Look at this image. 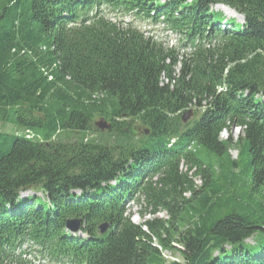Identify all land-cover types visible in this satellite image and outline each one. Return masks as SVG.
I'll use <instances>...</instances> for the list:
<instances>
[{
  "label": "trees",
  "instance_id": "obj_1",
  "mask_svg": "<svg viewBox=\"0 0 264 264\" xmlns=\"http://www.w3.org/2000/svg\"><path fill=\"white\" fill-rule=\"evenodd\" d=\"M0 123V264H264V0H0Z\"/></svg>",
  "mask_w": 264,
  "mask_h": 264
},
{
  "label": "rangeland",
  "instance_id": "obj_2",
  "mask_svg": "<svg viewBox=\"0 0 264 264\" xmlns=\"http://www.w3.org/2000/svg\"><path fill=\"white\" fill-rule=\"evenodd\" d=\"M214 10L223 12L228 18H236L237 21L240 23L243 22V18L241 16L237 15L234 11L226 7L219 6V7L214 8ZM104 13L108 18L112 19L114 22L123 24L122 26H124L127 23H132V26L137 27L146 37L153 38L155 41L161 44L165 49H168V48L176 49L179 53H181L180 56H183L184 54L189 53L191 51L189 50L190 48L183 49V43H184L183 39L178 34L171 33L170 31H168L167 27L163 26V24L160 25V24H155V23H150V22L134 21L133 19H129L122 13L113 11L106 7L104 8ZM195 118L196 116L193 113V116L191 117L189 121H193ZM104 121L105 120L103 118L96 117L94 119L93 124L101 123ZM106 123L110 124L109 122H106ZM10 130H12L11 127L0 123V132H6ZM146 131L147 130L144 127H142L140 124H136V126L134 127V132L137 136H141ZM21 132L23 131L21 130L20 133ZM240 136H241L240 129L235 128V129H232V131L223 132L221 135V139L222 140L230 139L234 143H236ZM239 152H240L239 148L236 146H233L232 150L230 151V156L232 157V159L237 160L239 156ZM197 185L200 187L201 182L198 181ZM29 195H32V193L31 192L23 193L22 198L24 199ZM189 197L190 196L188 195L187 198ZM131 205L133 204H130L128 206L129 207L128 209H129V212H131L133 215L134 223L142 224L146 220H150L154 218V216L147 214L148 211L146 210L145 205H142V206H139V205L131 206ZM156 217L164 218V219L168 218L166 214L164 213L158 214ZM248 242H252V240H249ZM25 247L26 248H23L22 250L23 253L20 252V255H22L23 259L27 261L29 264H51L50 262L43 260L40 256H38V252H34V249L36 250V248L35 247L31 248L32 247L31 244H26ZM27 251L28 253L26 254ZM164 258L168 262L177 261L181 259L180 254L178 253L177 250L165 251Z\"/></svg>",
  "mask_w": 264,
  "mask_h": 264
},
{
  "label": "water",
  "instance_id": "obj_3",
  "mask_svg": "<svg viewBox=\"0 0 264 264\" xmlns=\"http://www.w3.org/2000/svg\"><path fill=\"white\" fill-rule=\"evenodd\" d=\"M192 116H193L192 111H190L187 114H185L182 117L183 124H187L189 122V120L191 119ZM95 126L100 131H102V132L109 131V130L112 129V127H111L112 125L106 123L105 121L104 122H101V123H96ZM145 133H146V135H148L149 134V131H146ZM81 223H82L81 220H71V221H68L67 222V230L70 231L71 233H74V234H77V233L80 234ZM108 229H109V227L107 225H102L100 227L101 234L102 235L105 234L108 231Z\"/></svg>",
  "mask_w": 264,
  "mask_h": 264
},
{
  "label": "bare ground",
  "instance_id": "obj_4",
  "mask_svg": "<svg viewBox=\"0 0 264 264\" xmlns=\"http://www.w3.org/2000/svg\"><path fill=\"white\" fill-rule=\"evenodd\" d=\"M33 134V133H32ZM29 136V135H28ZM41 140V139H40ZM37 141H39V140H37ZM55 146V145H54ZM25 189V188H24ZM28 198V197H27ZM151 220V219H150ZM84 231V230H83ZM21 234V233H20ZM68 242V241H67ZM60 252V251H59ZM4 258V257H3ZM23 262V261H22Z\"/></svg>",
  "mask_w": 264,
  "mask_h": 264
}]
</instances>
